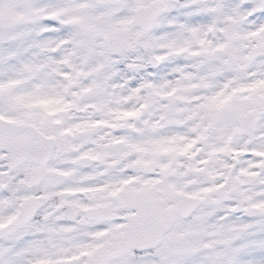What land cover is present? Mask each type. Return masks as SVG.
Masks as SVG:
<instances>
[{
	"label": "snow or ice",
	"instance_id": "1",
	"mask_svg": "<svg viewBox=\"0 0 264 264\" xmlns=\"http://www.w3.org/2000/svg\"><path fill=\"white\" fill-rule=\"evenodd\" d=\"M0 264H264V0H0Z\"/></svg>",
	"mask_w": 264,
	"mask_h": 264
}]
</instances>
